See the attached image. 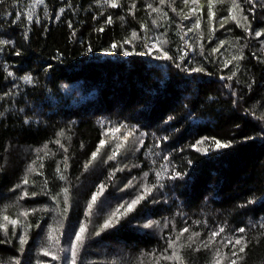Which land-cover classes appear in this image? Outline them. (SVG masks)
<instances>
[{"label":"trees","instance_id":"1","mask_svg":"<svg viewBox=\"0 0 264 264\" xmlns=\"http://www.w3.org/2000/svg\"><path fill=\"white\" fill-rule=\"evenodd\" d=\"M22 1L0 2V39H12L0 60V208L14 202V187L24 185L21 167L29 151L47 146L50 152L30 176V198L21 199L31 211L22 224L27 242L0 235V264H41L36 242L42 232L55 230L57 223L75 229V235L92 196L100 193L93 205L103 198V183L113 213L123 212L125 201L117 202L121 194L116 196L106 174L115 163L90 166L102 121L130 125L141 138L128 159L117 155L124 171L115 180L147 178L152 193L112 227L94 232L87 227L76 264H142L155 258L166 264L169 243L178 236L185 238L178 252L182 264H215L217 251L227 257L223 264H264V53L262 36L249 38L254 30L264 31V4L237 0L250 31L242 18L244 26L230 18L225 0L216 4L214 13L229 18V29L223 34L214 29V35L226 38L231 50L215 60V40L192 50L191 39L183 38L184 19L177 13L184 0H120L117 8L100 0H44L48 11L39 22L22 16L14 23ZM236 38L244 44L235 45ZM143 42L156 46L141 49ZM164 52L170 59L158 58ZM16 76L33 79L12 90ZM77 82L89 93L68 104L62 85ZM214 141L228 147L217 148ZM160 220L162 231L146 228ZM184 228L188 232L180 236ZM220 228L224 231L210 239ZM236 238L247 243L243 253L241 245L227 243Z\"/></svg>","mask_w":264,"mask_h":264},{"label":"rangeland","instance_id":"2","mask_svg":"<svg viewBox=\"0 0 264 264\" xmlns=\"http://www.w3.org/2000/svg\"><path fill=\"white\" fill-rule=\"evenodd\" d=\"M21 1V0H20ZM221 1V0H216L212 11L216 10L215 6L216 4ZM226 3L229 4V6L231 7L232 4V0H225ZM258 4L262 5L264 4V0H255ZM34 3V0H23L21 5L19 4V10L17 11L16 17L14 18V23L20 22L22 16L28 20V14L29 12H31L32 15V20L31 22L36 23L37 21L39 22L41 20V18H43V15L46 14V12L48 11L46 9V7L44 6V4H38L36 5L35 8H32L31 5ZM192 8H196V13L192 14L190 12V9ZM213 11V12H214ZM235 14H237L238 19L240 20V18H242V13H240L239 9L235 10ZM17 15H19L20 19L17 20ZM188 15V19H184V16ZM220 14H217L215 12V16L213 19H209V10H208V0H199L198 4H183L180 14L177 13L178 19L181 20L184 19L183 22V38L185 40L187 39H191L190 42L192 41V44H190V48L192 50H195L194 48L196 47L197 50H201L207 46H209V44L207 43H213L210 42V38H212L213 40H215L217 43H215L214 46H216V49L221 50V52L219 51H215L213 58L215 60H222L223 54L225 53L224 50H231V47L229 45L228 40L225 38L219 40L214 34L216 33L215 30H222V34L224 33V30H228L229 26H227L226 20L228 22L229 18H226L224 20H221V16ZM199 19L200 20V28L198 30H193V31H189V29H192L196 20ZM29 21V20H28ZM29 22V23H31ZM211 22V23H210ZM215 29V30H214ZM257 31H253L249 34V38H251L253 36V38H258V36L255 35ZM262 33H264V31H261ZM1 33V31H0ZM217 34V33H216ZM228 34H230L228 32ZM231 35V34H230ZM236 35V34H235ZM262 36V40L259 44L260 48L262 49L263 53H264V35ZM3 40H9L12 42V39H8V38H2ZM223 42V43H222ZM146 45H143L141 49L143 48H149L152 47L148 42H143ZM203 44L204 47L202 46ZM234 44L235 45H242L243 40H237L234 39ZM156 46V43L154 44ZM195 45V46H194ZM222 45V46H221ZM4 46H0V60L2 59V50H3ZM133 49H138L135 44L132 45ZM154 48V47H153ZM152 48V49H153ZM153 51H156L155 49H153ZM217 52V53H216ZM225 55V54H224ZM11 73V72H10ZM13 75V77H15V73H11V76ZM33 79V78H32ZM14 85H12V90L13 89H18L20 88V86L22 85H26L28 84L27 82H25L24 77H17L14 78ZM62 90H63V100L67 101L66 103L68 104H73L76 105L79 100L84 99V97L86 96L85 93H89L87 91H84L85 89L81 87V82H77V83H73V84H63L62 85ZM83 93V95H82ZM13 94V93H12ZM67 104V105H68ZM102 126V137L101 140H105L106 144L104 147L100 148L99 153L97 154L96 158L91 160L90 166L92 168H95L96 166H100L105 163H115L114 167H108L106 168V170L108 169V172L106 173L109 177V179L113 182L114 184V188H115V192L117 193L116 196L118 194H121V197H117V202H123L125 201V204H127L128 202H131L133 199H135L136 197L140 196V195H144L145 198L143 200H146L152 193V190L150 193H145V187L148 186L147 183V178H141L139 180H127L126 182H123L122 180H115L116 176L124 171L123 167L124 166H119V164H122L123 162H120V158H117L118 154L121 152L125 154V156L128 159V154L130 152H132L133 150H136L138 148L139 143H141V138H139L136 134H135V129L133 127H131L130 125L127 124H111L109 122L106 121H102L101 122ZM123 126V127H122ZM115 128H119L120 131L119 132H112V129ZM128 133H132L131 135L128 136L127 141H124L123 137L128 134ZM117 144H123V147H121L119 149L118 154L116 155V157L114 159H109V156L112 155L113 151L116 149V145ZM100 146V144H99ZM98 146V147H99ZM50 152V150L48 149L47 146H43L41 148H35L29 151V157L26 158V160L23 162L22 167H21V171L23 173H21V178H23L22 180H24L25 178H27L28 183L16 188V189H12L14 192V195L16 196L14 199V202H11L10 206L9 204H5L0 208V214H2L1 219H0V225L3 224H7V231H5L3 228H0V235H2V239H6V240H14L17 239L20 241V237L24 236V232H23V228H22V224L24 223V219L25 216L20 215L21 212L27 211L29 214L31 213L30 210L26 209L29 208V205L26 203H22L21 199H27L30 198L29 194L33 191L32 188H30L29 185V179L30 176L34 173V171L36 170V168L39 166V164L42 162V160L44 158H46V155H48V153ZM123 157V156H121ZM104 164V165H105ZM34 169L33 171H29V169ZM163 172L164 168L162 169H156V176H154V183H158L159 181V175H157L158 171ZM165 171L167 172L168 169L165 168ZM163 176L167 177L168 175L166 173L162 174ZM158 176V177H157ZM112 184V186H113ZM103 186H105L106 188L108 186H106L105 183L101 184ZM11 190V192H12ZM108 189H103L102 192H107ZM109 192H111V190H109ZM108 192V193H109ZM103 196V198L97 202L95 205H92V208L89 209V207L87 206L86 210H85V222H82V224L86 225L87 227H91L93 232L94 230H99V228L104 229L102 226L104 225V223L110 218L112 217L113 214V210H112V203L111 200L104 199L105 195ZM38 202H42V201H38ZM116 202V203H117ZM90 204V202H89ZM88 204V205H89ZM6 206V207H5ZM4 207V208H3ZM114 207V206H113ZM120 208V207H116ZM123 211L124 209L121 208ZM8 216L11 219H17L19 221V223L15 226H13L10 223H7L6 221L3 220L4 216ZM93 215V219H90V216ZM29 217V216H28ZM66 220V219H65ZM162 220V219H161ZM156 221L151 223L150 226H146L153 228L154 230L160 232L162 231V229L165 226V220L164 221ZM114 221L115 219H113V225H114ZM64 222V221H63ZM58 223L61 224V221L59 220ZM146 224V223H145ZM54 227L56 228L55 230L53 228H51V230H48L46 232H42V230L40 232H42V236L39 240V242L37 241L36 243V252L37 254L41 255L42 257L40 258V261L42 262L41 264H71V251H70V247H71V243L75 241V229L74 230H68L65 226L60 227L58 226V224L56 223V225H54ZM110 228V227H109ZM85 236V235H84ZM28 238H26L27 240ZM189 240V239H187ZM175 247L174 248H170L169 250V254L168 257H172L173 252L175 251L177 254L180 251V244L181 242L184 243L185 242V238L181 237L179 238V240L175 241ZM200 243V241L198 242ZM82 247V246H81ZM81 247L79 248L78 251V255H77V259L76 262L79 258L80 252H81ZM47 250L50 254L45 256L44 255V251ZM53 255L58 256L59 259H53ZM179 255V254H178ZM168 257L165 258L166 264H182V262H178L176 259H169ZM160 259L155 258V259H151L148 261H144L142 262V264H160ZM13 264H17V260H15L13 262Z\"/></svg>","mask_w":264,"mask_h":264},{"label":"snow or ice","instance_id":"3","mask_svg":"<svg viewBox=\"0 0 264 264\" xmlns=\"http://www.w3.org/2000/svg\"><path fill=\"white\" fill-rule=\"evenodd\" d=\"M0 2H2V0H0ZM166 2V0H160V3L161 4H164ZM185 4H189V3H192V4H198L199 3V0H184ZM216 0H208V10H209V19H213L214 16H215V13L212 11L213 9V6L215 4ZM247 2L249 3H252V0H247ZM44 3V0H34V3L31 5L32 8H35L36 5L38 4H43ZM100 3H102L103 5H107L109 7H112V8H117L120 6V0H100ZM132 9L135 8V4L133 3L132 6H131ZM148 8H150L153 12H160L161 9L156 7L154 8L152 6V4H148ZM239 9L240 13H243V9L240 7V4L237 2V0H232V4H231V9H230V18L235 21L237 23L238 26H244V25H241L240 23V20L238 19V16L237 14H235V10ZM175 10V9H173ZM254 10V6H253V9H249V11H253ZM190 12L192 14H195L196 13V8H192L190 9ZM165 15H167L165 13ZM188 15H185L184 16V19H188ZM20 17L19 15H17V20H19ZM242 19L248 24V26L245 28L246 31H250V22H248V17L247 16H243ZM28 20L29 22H31L32 20V15H31V12H29L28 14ZM38 22V21H37ZM106 23L108 24H111L112 23V18L111 16L108 17ZM153 23H155V21H153ZM143 27V26H142ZM200 28V20L197 19L193 28L192 29H189V31H193V30H198ZM100 31H103V29H100ZM256 36H261V35H264V33L262 32H256L255 33ZM137 37V33L136 32H133L132 33V38H136ZM128 42V41H126ZM9 43H12L11 41L9 40H3V39H0V46H6L8 45ZM157 43H166V41H160L159 39H157ZM223 43V42H222ZM222 46V45H221ZM113 49H115L117 47L116 44H113L111 46ZM152 47H155V45H153ZM90 50V49H89ZM213 51H219V49H213ZM17 55H19V52L16 53ZM126 55H131V53H128V52H125ZM144 53H140V55H143ZM186 55V53H185ZM158 58H164V59H170V57H168L167 53L164 52L163 53V56L162 57H158ZM241 57H232L233 60H238L240 59ZM181 59H183V57H181ZM228 63H231V61H227L226 62V66ZM196 71H200V69H196ZM9 75H11V73H9ZM233 75H235V73H233ZM229 79H231V77H229ZM24 80L25 82L27 83H31L32 82V77L31 76H25L24 77ZM123 127V126H122ZM112 132H119L120 129L119 128H115V129H112L111 130ZM132 133H128L126 134L123 139L124 141H127L128 139V136L131 135ZM57 143H59V141H57ZM198 143H202V142H198ZM215 143V146L217 148H220V147H228V145L226 144H221L219 141H214ZM106 144V141L105 140H101L100 141V146L97 148V151L96 152H93L92 153V158L95 159L97 154L99 153L100 151V148L104 147ZM123 147V144H117L116 145V149L113 151L112 155L109 156V159H114L116 157V155L118 154L119 152V149ZM87 167V165L85 166ZM34 169H29V171H33ZM159 175V173L157 174ZM61 179H64L63 176H61ZM24 183L27 184L28 183V180L27 178L24 179ZM151 188H148V187H145V193H150L151 192ZM67 189H64L63 192L65 194V201L67 200ZM100 191L102 192L103 191V185H101L100 187ZM100 193H96L92 196V203H90L88 205L89 209L92 208V205L95 203V201L97 200V197ZM145 198L144 195H140L138 197H136L135 199H133L131 202H128L125 205H121V208L124 209L123 212H120V209H117L116 212H114L112 214V217H110L105 223L104 225L102 226L103 228H109V227H112L113 226V219L116 220V222H119V217L120 216H125L127 215L128 213L132 212L134 209H135V206L137 204L140 203L141 200H143ZM29 213L27 211H24V212H21L20 215L22 216H27ZM3 220L6 221L7 223H10L12 224L13 226L17 225L19 223V221L17 219H11L10 217L8 216H4L3 217ZM262 227H264V225H262ZM0 228H3L5 231H7V224H3V225H0ZM87 231V228H86V225L84 224H81L80 225V228H79V231L75 233V241L71 243V247H70V251H71V264H76V259H77V255H78V251H79V248L82 246L83 244V241H84V234L86 233ZM224 231L223 228H220L219 231H213L211 233V236H210V239L212 238H215L216 236H218L220 233H222ZM239 232H244L245 229L244 228H240L238 229ZM188 232V229L187 228H184L181 233H180V236H182L184 233ZM194 236H198L199 233H194L193 234ZM177 240H179V236L176 238ZM191 239V237L189 238ZM27 241H26V237L24 236H21L20 237V243L21 245L25 244ZM175 241H171L169 243V247L170 248H174L175 247ZM228 244H233L234 246L235 245H241V247L239 248V253H243L245 251V248L247 247V243L245 241L242 240V238H236L234 241L233 240H228L227 242ZM227 246V245H225ZM50 253L45 250L44 251V255L47 256L49 255ZM217 255V259L215 261V264H223V260L224 259H227V257L225 255H223L220 251H217L216 253ZM232 255L233 256H238V253L236 251H233L232 252ZM53 259H59L58 256H55L53 255L52 257ZM169 259H176L178 262H182V258L174 251L173 254H172V257H168ZM230 264H237V260H230Z\"/></svg>","mask_w":264,"mask_h":264}]
</instances>
